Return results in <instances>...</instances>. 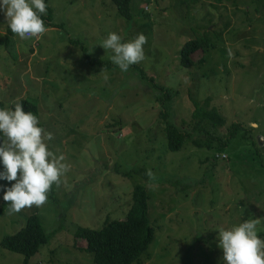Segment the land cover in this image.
Returning a JSON list of instances; mask_svg holds the SVG:
<instances>
[{
  "label": "rangeland",
  "instance_id": "1",
  "mask_svg": "<svg viewBox=\"0 0 264 264\" xmlns=\"http://www.w3.org/2000/svg\"><path fill=\"white\" fill-rule=\"evenodd\" d=\"M185 1L132 0L133 18L125 20L110 0H49L51 25L26 39L0 11V109L20 98L37 105L38 126L54 137L49 150L70 166L47 203L12 215L3 195L14 182L0 180V242L32 213L49 236L28 264H93L77 236L105 219H123L137 183L148 189L155 229L140 264H224L219 229L259 219L257 235L264 233V0ZM209 19L215 30L229 21L228 32L202 66L181 68V45ZM110 33L122 42L144 34L145 58L122 72L102 48ZM84 52L103 66L89 65ZM143 73L176 92L167 103L175 126L190 120L191 99L202 105L209 98L222 130L239 122L243 131L221 152L189 141L169 151L155 89ZM0 264H22V256L0 244Z\"/></svg>",
  "mask_w": 264,
  "mask_h": 264
},
{
  "label": "trees",
  "instance_id": "2",
  "mask_svg": "<svg viewBox=\"0 0 264 264\" xmlns=\"http://www.w3.org/2000/svg\"><path fill=\"white\" fill-rule=\"evenodd\" d=\"M48 1L44 0L47 9L46 13L41 15V19L51 25L52 9L47 4ZM130 1L132 0H110L116 13L125 20L133 18V13L130 12ZM249 1L255 3L254 0ZM180 2L185 4L186 1L180 0ZM188 6L187 9H189ZM140 13L148 16L143 11ZM207 22L208 25L204 26L202 31L197 32L195 37L188 39L181 45L179 53V66L181 68L202 66L206 61L205 53L215 49L222 33L228 32L229 21L223 22L220 28L216 30L210 28V25H214L210 19ZM4 39L7 40L8 36H5ZM84 57L89 65L103 66L102 62L90 59L85 52ZM104 66L109 67L108 63H104ZM141 79L150 82L155 89V92L152 91L150 94L159 103L158 117L164 124L166 148L169 151H178L189 141L195 147L215 149L221 152L230 145L233 138L243 131L239 122H233L222 130L224 120L215 107L210 106L209 98H206L202 105L200 102L191 99L193 112L190 120L187 123L183 122L180 126H175L168 120L167 103L176 92L161 84L154 83L144 73L141 74ZM17 102L22 104L25 112L30 111L38 117L37 105L25 98L13 102L12 110H14ZM241 137L247 139V132L244 131ZM219 155L225 157L223 153ZM114 172L124 177L130 175V172H120L117 168H114ZM135 172H140L145 179H148L147 171L140 169L135 170ZM149 200L150 196L146 185L137 183L130 192V199L123 219H105L98 229L83 228V234L77 238L83 240L82 249L89 253L93 264L141 263V257L147 252L155 236V229L150 220ZM259 236L264 238V233L259 234ZM48 241L49 236L46 234L38 215L32 213L25 218L23 226L18 231L11 235H5L0 244L11 252L19 253L22 256V264H28L29 258Z\"/></svg>",
  "mask_w": 264,
  "mask_h": 264
},
{
  "label": "clouds",
  "instance_id": "3",
  "mask_svg": "<svg viewBox=\"0 0 264 264\" xmlns=\"http://www.w3.org/2000/svg\"><path fill=\"white\" fill-rule=\"evenodd\" d=\"M46 9L44 0H0V11L4 12L9 29L21 39L38 37L47 31L41 19ZM146 42L142 33L128 42L110 33L102 48L111 50L112 63L127 72L145 58ZM38 125L37 116L25 112L19 102L14 110L0 109V164L4 169L0 180L14 182L3 195L9 215L47 203L52 185L58 186L70 169L62 154L49 150L47 141L54 139L53 134ZM146 174L155 178L151 171ZM258 222L259 219L245 220L231 229H219L217 240L224 264H264V240L257 235Z\"/></svg>",
  "mask_w": 264,
  "mask_h": 264
}]
</instances>
